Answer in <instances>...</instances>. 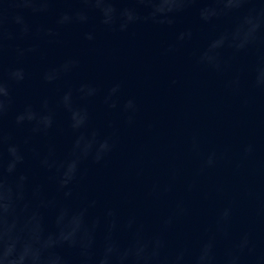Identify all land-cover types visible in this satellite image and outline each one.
I'll return each instance as SVG.
<instances>
[{"label":"water","instance_id":"95a60500","mask_svg":"<svg viewBox=\"0 0 264 264\" xmlns=\"http://www.w3.org/2000/svg\"><path fill=\"white\" fill-rule=\"evenodd\" d=\"M158 3L0 0L13 139L60 160L81 135L80 150L112 146L67 198L29 156L44 192L0 215V236L24 234L0 264H264V0Z\"/></svg>","mask_w":264,"mask_h":264},{"label":"clouds","instance_id":"9594fccd","mask_svg":"<svg viewBox=\"0 0 264 264\" xmlns=\"http://www.w3.org/2000/svg\"><path fill=\"white\" fill-rule=\"evenodd\" d=\"M152 3H158V0H150ZM242 4H251L250 0H240ZM157 9H155L151 19L155 20ZM114 11V9H109ZM254 11V9H253ZM125 15L129 22L138 19L130 12L125 10ZM108 23V21H104ZM162 22V21H160ZM123 30V29H122ZM88 39H91L89 36ZM183 39V36H181ZM17 83L23 80V74L18 71L14 74ZM11 97L8 88L0 81V189L5 192L14 193V196H8L4 200L7 203L0 205V215L3 217L7 215H14L17 209L24 211L28 207L29 197H37L43 194L44 188L42 185L30 182L27 172L22 171L27 160L30 158L43 171L51 174L50 180L55 185L56 191L62 193L65 198L72 195L70 185L78 180L80 175L81 165L90 161L92 164H100L105 157L112 151V146L108 140H103L99 144V151L93 152L90 150H80V141L83 136L75 141L69 148L67 156L60 160L57 158L54 150L51 148L40 149L32 144V137L26 138L23 143L17 142L13 139L12 133L5 127V117L11 108ZM114 106V105H113ZM127 108L132 107V102L129 101ZM31 106L26 105L23 111L17 112L14 118V126L20 127L24 123V113L30 112ZM87 116H83V120L77 123H71L73 132H79L86 124ZM46 123L43 127L34 123L32 119L28 122L33 124L31 129L33 135L47 134L48 130L54 124V112L49 110L45 116ZM96 139V135H93ZM24 234L19 232L16 235H10L6 231L0 236V246L7 249L10 241L21 240ZM68 247L75 248L74 242L68 243ZM28 264L30 261L28 259Z\"/></svg>","mask_w":264,"mask_h":264}]
</instances>
